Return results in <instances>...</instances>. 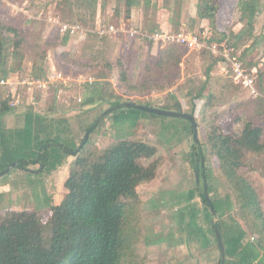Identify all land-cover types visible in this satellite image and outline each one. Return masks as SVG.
<instances>
[{"label":"rangeland","instance_id":"rangeland-1","mask_svg":"<svg viewBox=\"0 0 264 264\" xmlns=\"http://www.w3.org/2000/svg\"><path fill=\"white\" fill-rule=\"evenodd\" d=\"M141 1L132 0L131 8H133L130 12L135 19L127 20L124 17L125 0H96V3H93V0H64L60 5L58 0H0V21L18 28L27 39L20 67L8 71L17 84L22 103L1 116L0 127L21 126L26 112L31 110L34 116L38 114L45 119H52L57 128L64 130L63 136L72 135L76 142L80 141L84 133L99 118L89 135L99 148L105 147L114 140L132 137L142 138L154 144L157 148L155 155L151 158H142L140 161L143 166H147L152 160L158 159L159 166L151 180L137 186L142 200L138 207L141 237L136 245L137 255L145 264H217L220 254L210 228V223L216 222L217 217L208 215V207L199 196L204 185L202 172L197 182L190 156L193 151L203 152L202 163L207 175L208 194L210 198L223 202L221 220L232 224L236 218L235 220L250 235L241 219L237 216L232 217L231 212L226 209V200L230 198L227 195H231V190L219 169L217 158L209 153L205 145L206 123L218 126L223 132H239L242 121L235 120L238 103L248 99L250 95L238 86L229 85L222 88L226 81H216L215 90L216 93H222L221 98L207 108L204 122L200 114L197 116L199 119L197 142L193 140L192 130L183 117L163 114L152 116L129 109L117 110L116 114L110 115L108 113L112 109H109L111 106L108 107V103L117 96L121 102L133 101L154 107L175 106L179 102L180 111L191 113V98L187 93L197 91L205 78L208 60L204 48L197 50L180 46L183 58L176 68L165 69L155 66L152 73L143 67L148 53L155 54L158 48L170 43L162 44L157 48L148 40H139L136 35L130 36L125 32L98 36L91 31L85 35H78L61 33L59 30L61 22L77 23L89 30L98 24L118 25L124 22L125 27L134 26L140 30L141 24L137 21L136 12L133 10ZM162 2L165 3V0ZM237 2L238 0H229L227 4L229 12L222 20H217L216 16L217 31L226 32L229 37L235 34V43L246 63L256 64L259 67H256L255 74L261 72L262 75L258 78L257 87L260 95L264 97V0H260L251 31L244 21H239ZM200 3L201 0H198L197 5ZM172 7L174 12L181 11L180 17L187 19L186 1L182 0L179 7L176 5ZM116 8L117 13H115ZM174 12L170 16L175 21L177 12L176 14ZM190 25L192 24L182 30L189 31ZM148 26L149 24L145 26L146 30ZM172 26V31L179 30ZM153 28L152 26L150 29ZM204 28L208 29L207 26L199 27L194 23L192 31L196 32ZM65 35L67 40L62 43V36ZM50 43L55 45H48ZM38 46H40L39 50H46V64L44 61L46 68L48 67L49 70L50 65H53L61 70L64 77L68 78L66 83L59 82L55 86L49 85L43 89L34 86L30 89L26 82L21 83L31 72L33 57ZM6 50L8 53L6 66L15 67L18 57L12 58L10 45ZM63 51H67L69 56L78 60L80 64L63 65L57 58V55ZM117 57L125 62L124 66L131 84L143 91H133L120 83L116 78L118 72L116 67L108 69L100 65L106 59L115 60ZM81 62L84 63L83 66ZM214 69L216 65L212 71L219 74L217 70L214 72ZM222 71L220 74L224 75L226 72ZM1 74L2 72L0 76ZM83 78H92L93 81L87 83ZM78 79H81L80 82ZM96 84L102 87V92H105L110 100L102 102L96 100L88 106L83 105L82 101L87 98L89 90ZM6 93L7 90L0 87V100L6 96ZM196 102L200 104L198 100ZM195 113L198 114L197 111ZM262 140L264 141V134ZM68 158L71 156L65 158L64 167L62 164L51 171H41L43 165L40 162L30 164L23 169L16 165L12 166L9 173H5L6 175L0 178V214H10L12 210H36L43 239L47 242L50 205L59 202L66 191L63 181L69 169ZM240 170L256 185L264 207V151L260 153L247 151ZM192 188L196 189V193L189 197V190ZM251 264H264V255L260 253V256L252 259Z\"/></svg>","mask_w":264,"mask_h":264},{"label":"trees","instance_id":"trees-1","mask_svg":"<svg viewBox=\"0 0 264 264\" xmlns=\"http://www.w3.org/2000/svg\"><path fill=\"white\" fill-rule=\"evenodd\" d=\"M63 2L64 0H58L59 5ZM93 3H96V0H93ZM131 6L132 0H125L126 19L130 16ZM259 6L260 0L237 2L239 21H244L249 31L253 29L254 17ZM219 7V0H201L197 5L198 16L207 20V28L211 31L210 40L226 39L237 48L235 34H232L234 36L232 40V35L229 37L226 32L217 31L216 16ZM117 12L116 8L115 13ZM177 13L179 16L178 10ZM66 40L67 35L62 36V43ZM9 45L12 49L10 52L12 58L18 57V60L15 67L8 68L6 49ZM26 45V35L21 30L0 21L1 76L8 75L11 68L20 67ZM180 46L182 45L170 43L159 48L156 54L149 52L143 67L152 73L155 66L165 69L176 68L183 58ZM38 48L40 46L36 47L29 73L32 77H43L48 70L44 65L46 50ZM204 50L208 60L205 78L197 91L187 93L191 98L190 112L194 115L197 125L199 123L197 116L200 114L204 122L207 108L221 98L222 93H216L215 90L216 81H226L222 88L229 85L241 88L233 81L230 72L224 75L213 73V67L220 60V56ZM57 56L63 65L80 64L78 60L71 58L67 51ZM239 57L249 68L253 66L252 63H246L240 51ZM124 63L120 57H117L115 60L106 59L100 65L108 69L116 67L118 71L116 78L120 83L133 91H143L131 84ZM81 65L83 66L84 63L81 62ZM260 75L261 72L257 74V81ZM0 87L7 90L6 96L0 100L1 118L14 107L8 104L7 86L0 85ZM101 88L96 84L90 89L87 98L82 101L83 105L93 104L96 100L101 102L108 100ZM119 103L122 102L117 96L108 103V107ZM160 108L179 110L180 104L178 102L175 106ZM125 109L161 116L124 104L113 108L108 114L114 115L119 110ZM30 111L26 112L21 126L0 127V170L11 161H16V166L22 169L40 162L43 165L41 171H51L62 165L67 156H71L68 173L63 181L66 191L59 202L50 205L47 242L43 239L36 210L21 209L12 210L10 214H0V264H145L136 252V245L141 237L138 207L142 202L137 186L155 176L159 160H152L147 166H143L140 161L142 158L153 157L157 151L156 146L142 138L132 137L120 138L99 148L89 136L93 128L89 131L86 141L78 146L82 138L76 142L72 135L63 136L64 130L57 128L52 119H45L38 114L34 116ZM196 111L198 114L195 113ZM235 120L242 121L239 132H223L218 126L206 123L205 145L209 153L217 158L219 169L231 190V195H227L230 198L226 200V209L231 212L232 217L240 218L251 234H248L246 229L235 220L236 218L232 224L222 221V200L216 198L211 200L217 217L215 223L224 245L223 264H251L252 259L260 256V253L264 255V207L256 185L241 172L240 167L247 151L258 153L264 151L262 140L264 97L250 95L248 99L240 101ZM187 122L192 130L190 121ZM88 126L86 129L89 128ZM202 159H204L202 150L191 152L190 162L195 172L197 169L199 174L202 172L203 180L205 179L207 185ZM11 169L12 167L6 173ZM5 175L2 174L0 178ZM201 189L199 196L208 207V215L211 216L203 193V185ZM207 190L209 192L208 185ZM194 193L196 189L192 188L188 196ZM210 228L217 244L213 222L210 223ZM220 261L221 257L217 264H220Z\"/></svg>","mask_w":264,"mask_h":264},{"label":"built area","instance_id":"built-area-1","mask_svg":"<svg viewBox=\"0 0 264 264\" xmlns=\"http://www.w3.org/2000/svg\"><path fill=\"white\" fill-rule=\"evenodd\" d=\"M60 32L68 34L85 35L87 32H94L98 36L110 35L112 33L125 32L130 36H137L139 39H146L153 44L162 45L165 43L180 44L188 49H206L213 55L220 56V62L224 64L225 72H230L233 81L241 86L249 95H260L257 87V71L256 67H248L242 59L239 57V50L229 43L226 39L223 40H210L211 31L208 29H202L200 31H185V30H164L155 29L151 32H144L137 28L130 26L125 27L122 23L118 26L109 24H98L95 28L86 29L77 23H59ZM108 33V34H107ZM227 68V69H226ZM68 78L64 77L61 70L51 67L43 77H32L30 74L26 80H22L21 83L28 84V88L33 86L37 89H43L49 85H57V83H66ZM87 83L93 81L92 78H83ZM81 79H78L80 82ZM0 85L7 86L9 91L10 107H17L22 103L20 94L17 89V84L13 80V77L8 75L0 77ZM80 100V98H79Z\"/></svg>","mask_w":264,"mask_h":264},{"label":"crops","instance_id":"crops-1","mask_svg":"<svg viewBox=\"0 0 264 264\" xmlns=\"http://www.w3.org/2000/svg\"><path fill=\"white\" fill-rule=\"evenodd\" d=\"M181 1L182 0H165V3L168 2L167 4H165L164 2H162V0H142L140 4L135 5L136 7H134V10H133L136 12L137 21L141 24V25H139L140 26L139 29L141 31H144V32H151L152 30L150 29V25L152 23H153L152 26L154 28L159 27V29H164V30H172L171 29L173 27L172 25H174V27L178 28L179 30H182V29H184L185 26L192 24V25H190L191 29H189V31L194 30V29H192V26L194 23L199 25V27L208 26L207 20L204 18H200L198 16V12H197L198 0H184V1H186L187 5H188L187 10H186V15H187L188 21H186L187 19L184 20L183 16L182 17L178 16L177 15L178 13L176 14L177 11L174 12L172 5H176L177 7H179L181 4L180 3ZM219 2H220V7H219V10L217 13V20L220 21V19L222 20L223 18H225V15L229 12V8L227 7L229 0H219ZM132 8H131V10H132ZM232 10H234V7H232ZM173 12L176 14L175 15L176 16L175 21L170 16V14H173ZM180 13H181V11L179 12V14ZM129 18H130V20L135 19L132 12H130V16L127 18V20ZM172 21H174V23ZM144 23H146V25L149 24L148 30H146L147 27H145L146 25ZM123 24H125V23L123 22ZM136 27H138V26H136ZM154 28H153V30H154ZM141 40H146V39L141 38ZM152 45H154L157 48L160 47V45H157V44L152 43ZM158 49L156 50V52L158 51ZM156 52H155V54H156ZM51 67H53V65L52 66L50 65V68ZM223 67H224V64L221 63L219 60L216 63V69H214V72H215V70H217L218 73L220 74L221 72H223L222 70H224ZM252 67H258V66H256V64H254ZM15 108H17V107H14L13 109H15ZM69 160H70V158L67 159V161H69ZM65 164H66V162L63 163L62 166L64 167Z\"/></svg>","mask_w":264,"mask_h":264},{"label":"water","instance_id":"water-1","mask_svg":"<svg viewBox=\"0 0 264 264\" xmlns=\"http://www.w3.org/2000/svg\"><path fill=\"white\" fill-rule=\"evenodd\" d=\"M121 104H124L125 106L135 107V108H138V109H141V110L151 111V112L158 113V114L183 117V118H185V119L190 121V123L192 125V137H193V140L195 142L198 141L197 140V122H196L195 117H194V115L192 113L184 112V111H176V110H172V109H164V108L154 107V106L145 105V104H139V103H136V102H133V101H124L122 103L116 104L115 106H111L109 109H113V108H115L117 106H120ZM103 112H105V111H103ZM98 119L99 118H97L96 122L84 133V135L82 137V140H81V142L79 143L78 146H81L86 141V139H87V137L89 135L90 129L93 128L97 124ZM72 152L74 153L75 151H72ZM202 162H203V159H202ZM14 165H16V162L15 161H11L7 166H5L3 169L0 170V176L2 174L6 173ZM195 176H196V180L198 182V177H199L198 169L196 170ZM203 182H204L203 193H204L205 199H206V201H207V203L209 205L211 215H215L214 206H213L211 198L209 197L205 179L203 180ZM213 227H214V234L216 236L217 245H218V249H219V253H220V257H221L220 264H223V259H224V245H223V241L221 239L220 233L218 231V228H217V225H216L215 222L213 223Z\"/></svg>","mask_w":264,"mask_h":264}]
</instances>
